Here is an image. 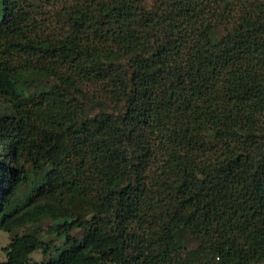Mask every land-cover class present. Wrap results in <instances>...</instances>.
<instances>
[{"label":"trees","instance_id":"16d2710c","mask_svg":"<svg viewBox=\"0 0 264 264\" xmlns=\"http://www.w3.org/2000/svg\"><path fill=\"white\" fill-rule=\"evenodd\" d=\"M33 8L0 0V233L66 246L0 264H264V0Z\"/></svg>","mask_w":264,"mask_h":264},{"label":"rangeland","instance_id":"374dc122","mask_svg":"<svg viewBox=\"0 0 264 264\" xmlns=\"http://www.w3.org/2000/svg\"><path fill=\"white\" fill-rule=\"evenodd\" d=\"M77 0H32L34 6L33 11L36 18L40 23L47 29L51 28L55 30L54 26L57 23V15L63 12L67 7L73 6ZM28 188H24L19 193L20 200H23L27 196ZM61 223V222H60ZM59 224L51 219H44L38 224H28L22 228L16 229L12 233H0V261L7 260L6 248L10 244L12 238L15 235H23L25 233H36L39 235L40 239L50 244V250L44 252L43 250H38L34 252L30 259L32 262L42 263L46 262L51 258L56 257L59 251L66 246L65 235L61 234L59 237H55L51 232L52 228ZM72 238L81 240L84 236L83 231L73 230L70 232Z\"/></svg>","mask_w":264,"mask_h":264}]
</instances>
